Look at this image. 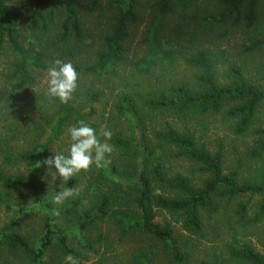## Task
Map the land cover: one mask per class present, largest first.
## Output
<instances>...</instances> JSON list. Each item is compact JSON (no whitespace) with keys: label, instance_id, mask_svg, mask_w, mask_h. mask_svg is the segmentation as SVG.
<instances>
[{"label":"trees","instance_id":"16d2710c","mask_svg":"<svg viewBox=\"0 0 264 264\" xmlns=\"http://www.w3.org/2000/svg\"><path fill=\"white\" fill-rule=\"evenodd\" d=\"M202 2L38 0L29 24L45 40L36 45L27 43L22 32L20 37L19 25L24 19L21 8L0 0V54L8 52L11 57L7 81L22 89L8 97L0 91V104L17 107L19 99L32 100L27 90L37 85L35 73L48 69L53 59L51 47H57L61 60L71 62L79 74L78 88L67 104L56 98H52L50 108L32 102L29 114L7 124L5 145L25 139L28 150L17 155L7 151L4 163L0 162V189L30 192L42 218L34 238L18 231L14 224L0 229V254L6 250L27 264H65L64 257L71 254L84 264L71 244L72 231L59 224L58 219L65 214L84 235L89 249H94V242L85 235L106 222L118 230L119 242L130 236L142 237L143 244L125 264H156L159 258L166 264H189L191 256L177 242L171 224L157 221L160 212L178 215L184 230L193 237L204 234L203 214L220 213L225 199L259 196L254 219L247 217V203L238 204L236 222L241 229L264 217V84L249 80L243 66L235 63L223 73L220 53L203 45L214 30L221 34L237 29L259 31L264 0ZM146 9V51L130 58V27L144 21ZM102 17L111 21L108 28L87 34L88 20L91 23ZM53 31V37L58 38L54 46L50 42L53 37L46 36ZM88 37L95 47L93 55L88 59L79 55V61H72L77 53L85 52L83 44ZM248 50L264 51V37L254 39ZM180 65L189 75L183 74ZM109 100L110 122L104 130L111 131L112 136L110 140L98 139L112 146L107 156L110 163L100 168L92 165L63 182L71 188L79 183L81 194L67 198L59 209L49 198L53 187L40 179L34 160L45 159L50 146L62 140L67 127L78 120L99 132L96 105ZM219 115L230 121L234 134L252 137L245 156L230 168L226 167L222 140L217 139L212 147L207 138L210 118ZM126 117L131 132L122 121ZM114 118L117 121L112 123ZM177 161L193 166V174L197 171L200 177L173 171ZM19 162H27L36 170L10 174L3 167ZM109 237L96 233L97 242L106 250L102 255L120 257ZM225 247L222 261L227 264H264V255L249 242L233 240ZM105 260L101 257L99 264ZM0 262L12 264L1 256Z\"/></svg>","mask_w":264,"mask_h":264},{"label":"rangeland","instance_id":"374dc122","mask_svg":"<svg viewBox=\"0 0 264 264\" xmlns=\"http://www.w3.org/2000/svg\"><path fill=\"white\" fill-rule=\"evenodd\" d=\"M202 3H206L203 0ZM9 4L14 7H19L24 13V19L20 21V37L22 35L27 38V43H32L38 45L40 41L45 40V36L39 31L34 30L30 26V19L33 16L36 9H38V0H9ZM150 5V4H149ZM148 7V6H147ZM264 8V5H263ZM143 22L140 25L130 27V37L128 39L127 47L128 54L130 58L140 57L144 55L147 45L144 42L145 34L147 32L148 26V13L147 9L143 15ZM111 21L107 17H102L98 20H88L87 27L89 30L87 34H91L94 30L99 33L100 30L104 31L108 28V24ZM261 29L254 31H244L242 29L231 30L228 33L219 32V30H214V34L209 35L205 40L203 45L211 46L212 50L216 53H220V65L222 66V72L228 70L230 63H235L238 66H243L246 77L254 83L264 84V51L255 50L249 52L248 48L252 45V41L256 38L264 37V18H262ZM55 35L54 31L50 34H46L47 37H53ZM214 35V36H213ZM22 36V37H23ZM57 40L58 38L55 37ZM55 38L50 41L51 45L54 46ZM87 42L83 49L85 52L83 54L77 53L72 61H79V55L83 59L90 58L95 50L94 46H91L90 37L87 38ZM51 56L53 59L49 62V67L53 64L56 59H62L61 53L57 50V47H51ZM66 56V55H64ZM11 57L8 52L0 54V91L5 93L6 96H11L13 91L22 90L16 89L12 85V82L7 81L6 73L8 72ZM184 75H189V71L180 65ZM179 69V71H180ZM224 73V72H223ZM37 75V85L35 87L28 88L30 96L29 101H22L19 99L17 107H11L8 103L4 102L0 104V139L3 147L0 148V162L4 163V157L7 151L11 154L25 153L28 147L25 143V139H19L17 142L5 145L6 142L4 138L8 136L9 132L7 129V124L9 122L16 123L17 119L21 118V115L29 114V107L33 103H39L41 106L50 108L52 104V97L45 95L46 90V80H47V70L42 73L36 72ZM17 92V91H16ZM6 97V98H7ZM6 98L5 101H6ZM8 105V109H7ZM99 115H96L95 120L101 129H105L107 123H109V114L112 109L111 101L107 103L96 105ZM262 123H264V108L261 110ZM211 122L208 125L207 138L212 142V147L216 145V140H222L225 145V152L227 155V166H235L237 160L240 157H244L247 150L252 145V137L250 135L239 136L234 134L231 129L230 121L225 119L223 115L218 117L210 118ZM117 119L114 118L113 122ZM123 122H126V127L128 126V131L131 132V127H129L128 118H122ZM120 125V124H118ZM67 127L64 134H62V140L55 141L49 148L47 157L52 155V151H62L66 150L69 146L70 140L67 135ZM20 129L25 131V128ZM30 143V140H29ZM27 143V144H29ZM33 152H31V155ZM38 162V161H37ZM36 160H34V165H36ZM3 167L10 174H21L31 172L32 170H38V175L40 179L46 183L47 186H52L50 190V201L53 206H57L59 209L64 205L65 201L61 204L53 203V196L57 191L70 187L68 184L61 182L59 177L55 179L52 178L51 173L45 177V182L42 177L45 176L48 169L46 167L36 168L35 166H30L27 162H19L15 165L3 164ZM228 167V168H230ZM173 171H178L187 175L189 177L195 176L200 177V174L194 173V167L185 161H177L173 166ZM71 179V178H70ZM49 184V185H48ZM72 188L74 190V195L71 196L75 199L79 194H81L80 186ZM239 203H247L249 206V212L247 217L254 219L256 213V207L259 203V196H242L234 199H225L221 201L220 213L216 214H203V220L205 225V231L202 237H193L186 230H184L182 221L179 219L178 215H172L170 213L160 212L157 221L160 223L168 222L171 224L175 231L176 240L179 245L188 251L191 256V261L189 264H227L222 259L226 257V247L225 244L232 243L233 240L241 242L251 243L259 253L264 255V217H262L257 223H252L247 225L244 229L239 228L236 222L237 218V207ZM49 211L52 212L51 208ZM61 211V210H60ZM57 214V213H56ZM42 214L40 210L33 204L31 199V193L26 190H10L3 191L0 189V229L9 224H14L16 229L28 237H36L39 229V224L41 222ZM59 224L66 230L72 231L71 244L73 248L81 254L82 261L84 264H99L101 257H105L106 260L102 264H125L128 257H131L133 251L139 249L143 244L142 237L138 239V236H130L119 242L118 230L116 227L109 223H102L96 229L92 230L90 233L86 234V238L94 242V249H89L85 246L84 235L76 230V225L70 224V216L61 215ZM103 232L110 235V239L115 242V248L118 251L120 257H111L108 254H104L106 251L104 247L97 242L96 233ZM96 249V250H95ZM1 258L11 261L12 264H27L23 260H20L17 255H13L8 251H4L0 254ZM21 261V262H19ZM0 264H2L0 262ZM156 264H166L159 261ZM234 264V263H231Z\"/></svg>","mask_w":264,"mask_h":264},{"label":"clouds","instance_id":"9594fccd","mask_svg":"<svg viewBox=\"0 0 264 264\" xmlns=\"http://www.w3.org/2000/svg\"><path fill=\"white\" fill-rule=\"evenodd\" d=\"M79 74L71 62L56 59L47 69L45 95L56 98L62 104H67L78 88ZM70 143L66 150L52 151V155L36 163V168L46 167L48 171L42 179L51 173L52 178L59 177L61 182L68 181L82 170L87 171L92 165L100 168L110 163L108 154L113 148L108 143H102L98 136L110 140L112 133L101 129L99 132L84 120H78L67 130ZM48 183V182H47ZM49 185V184H48ZM50 186V185H49ZM74 195L71 187H65L53 196V203L61 204ZM65 264H80L79 260L69 254L64 257Z\"/></svg>","mask_w":264,"mask_h":264}]
</instances>
